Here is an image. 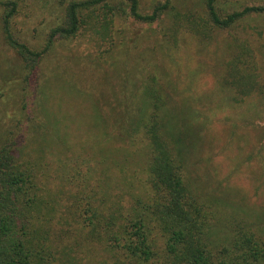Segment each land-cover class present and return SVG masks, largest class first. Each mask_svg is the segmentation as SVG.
Here are the masks:
<instances>
[{
  "label": "rangeland",
  "instance_id": "rangeland-1",
  "mask_svg": "<svg viewBox=\"0 0 264 264\" xmlns=\"http://www.w3.org/2000/svg\"><path fill=\"white\" fill-rule=\"evenodd\" d=\"M68 1L53 0L46 9L39 0L21 1L15 30L30 45L41 47ZM160 1L138 0V10L148 14ZM171 3L154 21L116 14L103 39L87 30L56 40L29 77L4 41L0 24V125L20 123L21 154L36 161L41 193L57 202L56 228L64 229L62 238L85 260L103 254L78 218L74 223L72 210L86 201L80 193H88L91 184L102 197L96 176L114 198L121 195L119 168L102 171L94 162L105 161L109 149H117V159L130 153L135 159L131 167L140 169L138 151L123 147L125 137L113 126L136 118L148 104L146 86L160 93L162 115H170L192 145L185 176L217 212L218 234L238 219L264 234V13L220 28L210 23L200 0ZM251 4L264 5V0H216L222 14ZM234 39L249 44L261 86L246 96L238 94L241 100L222 78ZM107 132L115 134V142ZM88 156L96 165L92 174ZM64 220L69 225H60Z\"/></svg>",
  "mask_w": 264,
  "mask_h": 264
},
{
  "label": "trees",
  "instance_id": "trees-1",
  "mask_svg": "<svg viewBox=\"0 0 264 264\" xmlns=\"http://www.w3.org/2000/svg\"><path fill=\"white\" fill-rule=\"evenodd\" d=\"M21 1L0 0V24L4 41L28 71L27 77L35 75L56 40L87 30L103 39L109 36L116 14L154 21L172 6L171 0H163L150 13L142 14L138 0H69L39 47L30 45L15 30ZM52 1L39 0L45 9ZM200 2L210 23L220 28L264 13L262 4L244 5L222 14L216 0ZM228 48L232 52L223 83L233 90V97L241 100L239 95L261 89L254 55L245 40L234 39ZM144 92L148 104L139 108L138 116L113 126H119L125 137L122 146L127 144L131 152L138 151L136 161L140 169L131 167L135 159L130 153L117 159V149H109L105 161L94 162L102 171L119 168L121 195L114 198L96 176L97 190L99 186L104 190L102 197L97 196L91 184L88 193H80L86 201H80L72 210L76 215L74 223H78V218L86 237L101 248L103 255L98 258L79 257L73 243L62 238L64 229L60 226L57 230V202L49 194L41 193L43 185L38 183L40 171L36 161L21 154L24 141L22 133L17 134L20 123L0 125V264H264L262 231L238 219L225 228L223 235L218 234L214 227L219 221L217 212L211 202L198 196L185 176L191 143L170 115H162L160 93L150 86ZM107 134L115 142V134ZM96 144L95 140L90 145L94 148ZM86 160L92 174L96 171L93 157ZM88 197L93 200L88 201ZM60 225H69V221H61Z\"/></svg>",
  "mask_w": 264,
  "mask_h": 264
}]
</instances>
